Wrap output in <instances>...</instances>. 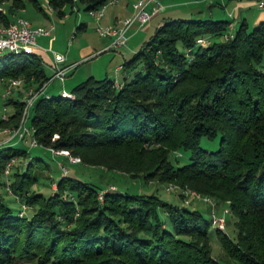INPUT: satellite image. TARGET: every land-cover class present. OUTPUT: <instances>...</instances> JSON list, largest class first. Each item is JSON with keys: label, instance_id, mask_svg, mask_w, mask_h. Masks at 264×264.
Masks as SVG:
<instances>
[{"label": "trees", "instance_id": "1", "mask_svg": "<svg viewBox=\"0 0 264 264\" xmlns=\"http://www.w3.org/2000/svg\"><path fill=\"white\" fill-rule=\"evenodd\" d=\"M8 1L4 23L26 1L41 8L39 0ZM48 1L61 12L65 3L90 10L106 0ZM227 21L164 18L123 59L120 85L88 75L71 95L47 91L31 105L29 125L38 145L68 149L81 163L210 194L217 205L228 204L234 233L194 205L155 191L102 187L75 173H61L44 193L33 187L38 174L30 158L9 166L7 192L19 205L0 192V264H226L212 252L211 224L230 259L264 264V18L252 27L242 20L222 38ZM205 33L219 38L197 43ZM9 76L37 87L49 74L39 52L7 50L0 79ZM20 96L18 90L2 100L8 107L0 127L18 124ZM217 134V148L200 145L202 135ZM183 150L189 155L180 162ZM27 152L0 145L1 186L7 161Z\"/></svg>", "mask_w": 264, "mask_h": 264}, {"label": "rangeland", "instance_id": "2", "mask_svg": "<svg viewBox=\"0 0 264 264\" xmlns=\"http://www.w3.org/2000/svg\"><path fill=\"white\" fill-rule=\"evenodd\" d=\"M39 2L45 8H47L49 6L48 0H39ZM27 4H29L30 6H33L36 10L39 11L38 7L32 1H27ZM3 7L7 9V6L3 5ZM70 8H71L70 4L66 3L64 9L67 12V14H69L70 17L67 18L68 21H66L65 23H64L65 17L63 15L60 16V15H57V13L53 14L55 27L52 28L51 31H52V33H56L57 31L60 30L58 38L56 39L57 42H61L60 45L57 47L58 49H63V51H66L68 49V46H69L72 48L75 55H77L78 54L77 53V45L79 42L89 41V42L94 43L100 39L101 34L98 32V30L94 26L93 22H90L89 20H88V23L86 24V26L78 27L77 29H74L73 24L71 25L70 23L73 21L74 17L77 16L79 13H82L83 15H85L86 17H88L89 19H92V20L94 17L90 13V11L83 8L82 3H80V2H77L76 5H73L71 11H70ZM158 20H159V18H158ZM158 20H156L154 22L153 26L151 27L150 33L152 31H154L155 25H156ZM77 23H79V20H77ZM248 24H249V27H252L253 25L256 24V21H254V20L249 21ZM69 25H71V27H70L69 31L67 32V35L65 38L66 33L64 34V26L67 27ZM236 26H237V23H236V25L234 24V27H236ZM73 31H74V33H73ZM148 37H149V33L144 38V40L147 39ZM69 38L71 40V43L68 45ZM215 38H219V36L217 35V36H215ZM142 42H143V40H140V43L138 44L137 47H140ZM5 51H7V49L0 50V53H3ZM58 51H60V50H58ZM135 51L136 50H134L130 54H126L124 52V56H122V54L119 52V50H106V51L101 53L102 54L101 56H103L101 60L102 61L105 59L107 60L108 58L112 57L111 61L109 62L111 65L115 62L123 60L124 59L123 57L129 58L130 56H132V54ZM84 62H86L85 59L80 60L79 64L77 65L78 69L76 68L75 69L76 71L74 73L71 71H68L69 73H66V75L64 77L66 87L70 88V86L73 85V83H75L76 81H79L80 79H83L87 76V74H85V73L81 74L84 72V68L86 66ZM43 65H44L46 72L49 75H51V73L53 72V69H52V66L50 65V63L48 61L44 60ZM109 72H110L111 76L113 77V74H112L113 71H109ZM122 72H124V70L120 69L119 75H122ZM101 76H103V74H101ZM54 82H56V79ZM4 85H5V80L0 79V93L4 88ZM24 88H25V86L23 84H21V87L19 88V90L21 91V95L24 92V90H23ZM57 90H58V87L52 88L53 92L56 91V93H58ZM1 109H2V99L0 98V113H1ZM30 113H31V108L29 110V115H30ZM29 115L25 120V122L27 124H29ZM1 118H5V117H1ZM3 127L4 126L0 127V145L3 144L4 142L14 138L13 141L15 142V144H14L15 146L26 147L29 149V152H27L26 157L17 155V157L15 158L16 159L15 160V162H16L15 167L21 168V166L24 165L25 163H27V161L30 158H34V163L32 165V169L34 172H36L38 174V179L36 182L33 183V187L43 191L44 193L50 192L51 187H54V188L56 187L57 184H56V181L54 178H57L61 173H67L68 172V173H75V174L81 176L82 178L94 181L95 183L99 184L102 187L107 186L109 184H112L115 187H117L118 189L127 190V191H147V192L155 191L158 194H160L162 197L167 198L171 201L183 202V203H188L189 206H193V205L196 206L197 208H199L201 210L203 217L206 219L210 218V216H211L212 206H211L210 202L203 200L202 198H196V197H192V196L187 197V195H185L183 192V188H187V186L182 187L177 183L178 187L167 190L165 188L166 183H168V182L176 183V182H174L172 180L167 181V182H160V181H157L155 179L146 180L142 176H131L127 173H124V172H121L118 170H109V169H105L104 167H100L97 165H87V164L81 163L79 161V156H78V159H71L70 156H76V155H72L69 152L67 154H65L62 152L53 151L52 150L53 147H51V149H49L48 147H44V146L38 145V144L35 146H29L28 143L24 139L18 138L17 135L11 136L9 131H4L2 129ZM5 127L10 128V127H15V126L5 125ZM218 144H219V134H217L214 137H208L205 135H202L200 137V145L206 149H209V150L215 149L218 147ZM177 154H178V152H177ZM182 154L183 155L180 158V162L188 159L189 150H183ZM36 155H39L41 157V159H35ZM2 176L5 178H8L9 182H10L11 178L9 177L8 172L4 171V174H2ZM9 186H10V184H9ZM10 188H11V186H10ZM190 188H192V187H190ZM0 192L3 194L5 199L11 205L16 206V207L19 205L18 201H16L14 199V196L11 193H9L10 191L7 192L5 187L1 186V184H0ZM207 195L209 197H211V199L213 201H215V198L213 196H211L210 194H207ZM214 207H215V210L217 213L224 212L225 223H224L223 228H226V230L230 234H233L235 231V227H234L233 222L231 221V219L233 217L229 212L228 204L222 203L220 205H217V203L215 202ZM225 208H227V209H225ZM228 218H229V220H228ZM209 234H210V239H211L212 252L215 255L219 256L220 259L224 263H226V264H243V263H240L236 260L230 259L224 253L223 247H222L221 243L219 242V240L215 234L213 224L210 225ZM29 264H36V262L33 261V263H29Z\"/></svg>", "mask_w": 264, "mask_h": 264}, {"label": "crops", "instance_id": "3", "mask_svg": "<svg viewBox=\"0 0 264 264\" xmlns=\"http://www.w3.org/2000/svg\"><path fill=\"white\" fill-rule=\"evenodd\" d=\"M160 1L163 4L162 8L158 12L153 14L151 18L142 25L137 26L136 24H133L127 30L128 37L126 43L118 47L109 46L110 36L101 35L100 39L94 43L89 41L79 42L77 45L78 54L75 55L72 48L69 46L66 51L57 48L61 43L56 41L60 33L59 30L56 33H52V31H50L48 34L38 35L37 43L34 47V50L41 54V56L43 57V61L46 60L50 63L52 69L54 62V55L52 49L56 51L60 50V52L62 51L64 54L63 63L68 66V70L66 73H69L68 71L74 73L76 71L75 69L77 68V65L79 64L80 60L85 59L86 62L84 63L86 66L84 68V72L81 74L85 73L87 74V76L94 75L96 77H102L101 74H103V76L108 75L112 77L109 71H113L112 73L113 78L120 81L122 79V76L124 75V72H122V75H119V70L120 69L124 70V68L123 66H121L120 68L116 69L115 66L122 63L123 60H120L110 65L109 62L111 61L112 57L102 61L101 59L103 56H101L102 55L101 53L106 50H119L122 56H124V52L126 54H130L134 50H137L139 48L137 46L140 43V40H143L144 42L146 40V39L144 40V38L147 36V34L149 33V36L152 34L153 31L150 33L151 27L153 26L154 22L158 20V18L159 20L157 21L156 25L166 17H186V18L212 17L216 19L228 20L227 22L231 21L235 25L236 23L238 25V23L241 22L242 20H246L249 23V21L254 20L257 22L264 18V5H259L257 0H160ZM133 2L134 0H116L115 2L107 5L106 8H104L103 13L99 17H96L94 14L90 12L94 17L92 20L86 17L85 15H83L82 13H79L77 16L74 17L72 21L73 23L71 22L70 24L71 25L73 24V28L77 29L78 27L86 26L88 20L90 22H93L95 27L97 26L98 23L107 24L114 22L117 18L127 16L132 12ZM8 3H9L8 0L3 3H0L2 5L3 11L6 10V8H4L3 5L7 6L6 4ZM76 3L77 2L73 4L69 3L71 6L70 11L72 10V6L76 5ZM48 4L49 6L45 8L40 3L41 8H38L39 9L38 11L33 6L27 4L26 1L24 6L17 8L11 14V20L14 19L17 15H23L29 18L32 24H42L45 26H49L50 24L54 25L53 14L57 13V15L60 16L63 15L65 17L64 23L68 21L67 18H69L70 16L69 14H67V12L64 9L66 3L61 6V12L58 11L52 5H50L49 1ZM77 20H79V23H77ZM71 25L67 27L64 26V34L66 33L65 38ZM68 42L69 45L71 43V40ZM55 79L56 82H54ZM50 86L52 88L58 87L57 91L59 92L61 88L70 90L72 85L70 86V88H68L66 87L64 78L62 80L58 78H52L47 83L45 89L48 92L56 93V91L55 92L52 91V88ZM13 140L14 138L4 143L15 144Z\"/></svg>", "mask_w": 264, "mask_h": 264}, {"label": "built area", "instance_id": "4", "mask_svg": "<svg viewBox=\"0 0 264 264\" xmlns=\"http://www.w3.org/2000/svg\"><path fill=\"white\" fill-rule=\"evenodd\" d=\"M116 0H106L100 6L90 9L89 11L94 14L96 17H99L104 8L110 4L115 2ZM259 5H264V0H257ZM163 4L160 0H134L133 2V10L132 12L124 17L117 18L114 22L107 24H97L96 28L98 32L103 36H110L109 46L118 47L127 41V30L133 25L137 26L142 25L147 20L151 18L153 14L158 12L162 8ZM3 11L2 5L0 4V12ZM54 27L53 24L49 26H45L42 24H32L30 19L23 16L17 15L14 19L10 20L7 23H4L0 20V50H13V51H26L30 52L34 50V47L37 43V36L40 34H48L51 29ZM234 24L229 21L226 23V28L223 30L221 37L229 38L234 33ZM74 33V31H73ZM213 39H215V35L213 33H205L200 34L196 37V42L199 44H208ZM70 41V38H69ZM54 55L53 62V72L49 77L44 80L39 86L29 85L25 87L24 92L20 96L23 101L22 112L19 119V123L15 127H3L4 131H9L11 136L17 135L18 138L24 139L29 146H35L38 144L35 135L33 134V128L31 125L25 122L26 118L29 115V110L35 99L39 95L48 96L49 93L46 91V85L48 81L52 78H58L62 80L66 72L68 70V66L63 63L64 54L63 52L56 51L52 49ZM122 63L115 66V68H120ZM5 80V85L3 90L0 93V98L3 100L9 95L17 92L22 84V79L20 76H9ZM116 85H120V82L115 80ZM60 93L63 95H71V92L66 90L65 88L60 89ZM7 116V105L2 103V109L0 113V117ZM53 151H58L67 154L69 151L65 148L60 149H52ZM71 159H78V156H70ZM15 161V157H11L5 167L4 171H9V166ZM9 179L5 178V188L7 191H11L9 186ZM115 186L112 184L108 185V188H114ZM178 187L177 183L168 182L165 184V188L167 190ZM183 192L187 197H196L202 198L210 202L211 209V218L212 222L218 225L219 227L224 226L225 223V214L217 213L214 207L215 201L211 199L207 194H203L197 191L194 188H183ZM104 189H99L97 195L98 198H103ZM25 204H23V207ZM214 207V208H213ZM227 209V208H225ZM224 209V210H225Z\"/></svg>", "mask_w": 264, "mask_h": 264}]
</instances>
